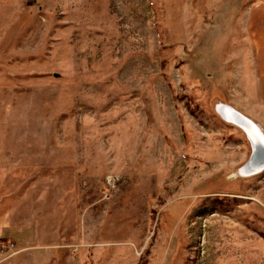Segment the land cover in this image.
I'll return each mask as SVG.
<instances>
[{
  "label": "rangeland",
  "instance_id": "1",
  "mask_svg": "<svg viewBox=\"0 0 264 264\" xmlns=\"http://www.w3.org/2000/svg\"><path fill=\"white\" fill-rule=\"evenodd\" d=\"M257 26L264 0H0V264H264Z\"/></svg>",
  "mask_w": 264,
  "mask_h": 264
},
{
  "label": "bare ground",
  "instance_id": "2",
  "mask_svg": "<svg viewBox=\"0 0 264 264\" xmlns=\"http://www.w3.org/2000/svg\"><path fill=\"white\" fill-rule=\"evenodd\" d=\"M226 109L227 108L224 107L221 111H223V110L226 111ZM233 114H234V117L237 118V121L239 123L245 125L247 132H248L247 134L251 133L250 130H252V133L254 136V138H252V136H250V134L248 135L250 141H252V142H250V145L252 148V153H251L252 156L250 155L248 158V159H250V157H251V159L249 160L250 162L246 166H244V168L239 169L237 172V174H239L240 176H243L249 172L251 173V172L255 171V169H257V167H258L257 170H260L264 167V159H263V161H260V162L257 161V155H258V151H259L258 145H261V144L264 145V136L260 135V133L258 131L259 128L256 126V124H254L251 120L246 118L244 115L239 116L235 112ZM230 118H232V117H230ZM230 118H228V119H230ZM259 155H260V153H259ZM257 172L255 171V173H253V174H256Z\"/></svg>",
  "mask_w": 264,
  "mask_h": 264
},
{
  "label": "crops",
  "instance_id": "3",
  "mask_svg": "<svg viewBox=\"0 0 264 264\" xmlns=\"http://www.w3.org/2000/svg\"><path fill=\"white\" fill-rule=\"evenodd\" d=\"M262 29H263V30H262ZM257 30H260V29L258 28V26H257V28H256V31H257ZM257 32H258L259 35H260V34H263V33H264V28H261L260 32H259V31H257ZM259 45H260V44L257 43V47H258V48H260ZM249 59L251 60V58H249ZM261 62H262V60H259L258 64L256 65V68H258V73L261 74L262 76H264L263 73H262V72H264V68H263ZM251 95H252V96H251V99H252L253 94H251ZM254 97L257 99V96L254 95ZM252 100H253V99H252Z\"/></svg>",
  "mask_w": 264,
  "mask_h": 264
}]
</instances>
